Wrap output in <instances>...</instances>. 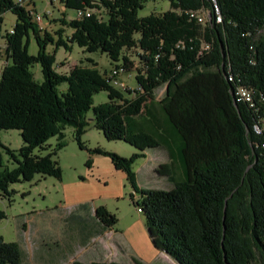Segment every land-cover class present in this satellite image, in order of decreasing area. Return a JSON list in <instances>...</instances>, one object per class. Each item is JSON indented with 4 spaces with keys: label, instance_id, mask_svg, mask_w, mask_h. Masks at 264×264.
Segmentation results:
<instances>
[{
    "label": "trees",
    "instance_id": "1",
    "mask_svg": "<svg viewBox=\"0 0 264 264\" xmlns=\"http://www.w3.org/2000/svg\"><path fill=\"white\" fill-rule=\"evenodd\" d=\"M216 1L220 23L210 0H169L170 10L143 18L137 11L145 0H61L64 9L92 13L61 20L71 30L62 38V30L56 37L41 30L32 13L14 0H0V32L3 13L16 17L13 34L3 36L7 63L0 75V132L19 131L23 143L17 153L0 143L16 162L13 170L0 172V196H9L10 184L35 175L59 178L51 154L33 151L45 149L52 137L61 141L66 127L82 149L80 137L91 111L90 121L105 139L135 147L140 151L135 158L162 145L180 168L179 180L167 165L156 169L173 183L170 190L142 189L132 158L96 151L125 172L158 251L176 264H264V0ZM190 11L209 16L200 24L189 18ZM30 37L35 55L28 52ZM50 44L99 51L125 74L131 68L124 52L137 49V88L116 89L107 78L111 69L100 73L95 63L57 72L55 51L46 52ZM36 65L41 81L31 71ZM62 84L67 89L60 93ZM161 87L164 94L156 101ZM238 88L249 92L250 102L235 94ZM99 92L108 101L93 106ZM94 217L104 230L115 223L103 207L94 210ZM21 262L18 243L0 236V264Z\"/></svg>",
    "mask_w": 264,
    "mask_h": 264
},
{
    "label": "rangeland",
    "instance_id": "2",
    "mask_svg": "<svg viewBox=\"0 0 264 264\" xmlns=\"http://www.w3.org/2000/svg\"><path fill=\"white\" fill-rule=\"evenodd\" d=\"M18 0H14L17 2ZM22 7L32 14H40L45 31L56 37L62 30V38L71 33L67 25L76 19V10L63 9L61 0H21ZM51 2V4H50ZM170 10L169 0H145L137 11L139 18L152 13ZM46 15V17L44 16ZM0 46L4 44V34L14 28L16 17L11 12L1 16ZM102 19L106 21L103 15ZM55 39V38H54ZM55 51L54 68L59 73L67 72L76 64L95 68L100 72H108L113 63L106 54L85 52L76 45L55 48L48 45L46 52ZM28 52L35 55L37 46L32 37ZM137 49L124 52L128 58L131 73L118 77V85L111 82L118 90H134L136 69L139 67ZM4 63L0 60V75ZM31 71L35 79L41 81L39 66ZM107 78L109 79L108 75ZM66 84L58 87L60 93L65 92ZM164 87L155 91V100L161 99ZM126 94V93H125ZM127 97H131L126 94ZM105 92L93 97V106L107 102ZM155 109L157 107L155 105ZM161 117L160 113L158 112ZM92 112L87 113L88 126L80 137L83 148L80 149L74 139L73 129L66 127L61 141L52 137L46 142L45 149H35L34 155L51 154V160L59 167L60 177L35 175L31 181H19L10 184L9 196H0V236L5 242H16L22 254L21 264H71L74 261L82 264L92 262H117L121 264H176L168 255L158 251L148 233L145 218L134 204L139 199L127 181L126 174L114 168L111 160L103 151L125 159L132 158V170L136 173L139 188L148 190H170L173 183L168 177L160 175L156 169L167 165L174 180L181 179V171L177 163L170 158L168 151L160 145L146 148L143 156L134 157L140 151L123 141H109L93 127ZM62 142L63 145L58 146ZM2 146L17 153L23 148L20 132L16 130L0 132ZM1 150L3 170H13L16 162ZM103 207L115 218L111 230L97 231L94 226V210ZM84 218L90 226V237L83 242L77 217ZM251 264H260L254 262Z\"/></svg>",
    "mask_w": 264,
    "mask_h": 264
},
{
    "label": "built area",
    "instance_id": "3",
    "mask_svg": "<svg viewBox=\"0 0 264 264\" xmlns=\"http://www.w3.org/2000/svg\"><path fill=\"white\" fill-rule=\"evenodd\" d=\"M210 1L212 2V10H213L216 23H220L221 15H220L219 7L217 5V1L216 0H210ZM22 2L23 1L18 0L16 3H18L19 5H22ZM187 14L190 19H193L197 23H200V24L204 23L206 21L207 16H209V13H205V12L190 11ZM91 15H92L91 11L86 8L76 10V19L88 18V17H91ZM32 20L34 23H36V25H38V27L41 30H45L46 24L43 23V17L40 14H37V13L32 14ZM9 34H13V29H11ZM4 48H5V45H2V47L0 46V60H2L5 65L7 61L4 57ZM204 49H208V45H205ZM124 73H125V70L123 67H113L109 71L108 77L113 84L118 85L119 83L117 79L120 75ZM235 94L239 96L241 99H243L244 101H247V102L251 101L249 92L242 88H238ZM262 147L264 148V143L262 144Z\"/></svg>",
    "mask_w": 264,
    "mask_h": 264
},
{
    "label": "crops",
    "instance_id": "4",
    "mask_svg": "<svg viewBox=\"0 0 264 264\" xmlns=\"http://www.w3.org/2000/svg\"><path fill=\"white\" fill-rule=\"evenodd\" d=\"M77 223L79 230L83 235V242H85L86 240H88V237H90V226L86 223V220L84 218H81L79 216L77 217ZM94 226L99 229V232L104 231V229L100 225H98L96 221H94Z\"/></svg>",
    "mask_w": 264,
    "mask_h": 264
}]
</instances>
